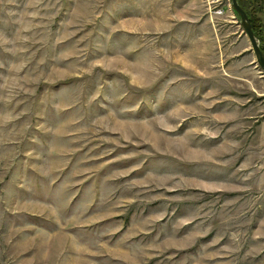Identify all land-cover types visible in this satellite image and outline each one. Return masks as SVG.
<instances>
[{
    "label": "rangeland",
    "instance_id": "obj_1",
    "mask_svg": "<svg viewBox=\"0 0 264 264\" xmlns=\"http://www.w3.org/2000/svg\"><path fill=\"white\" fill-rule=\"evenodd\" d=\"M0 264H264V72L231 0H0Z\"/></svg>",
    "mask_w": 264,
    "mask_h": 264
},
{
    "label": "water",
    "instance_id": "obj_2",
    "mask_svg": "<svg viewBox=\"0 0 264 264\" xmlns=\"http://www.w3.org/2000/svg\"><path fill=\"white\" fill-rule=\"evenodd\" d=\"M232 9L239 15L243 29L248 36L253 52L256 56L259 66L264 72V52L259 44V39L252 27L250 17L246 10L241 6L239 0H231Z\"/></svg>",
    "mask_w": 264,
    "mask_h": 264
},
{
    "label": "trees",
    "instance_id": "obj_3",
    "mask_svg": "<svg viewBox=\"0 0 264 264\" xmlns=\"http://www.w3.org/2000/svg\"><path fill=\"white\" fill-rule=\"evenodd\" d=\"M246 2H247V4H248V6H249V10L248 9H246V6H245V9H246V11H247V13H248V15H249V17H250V19H251V11H250V3H251V0H245ZM241 3V2H240ZM243 3H245L244 1H243ZM241 5H242V3H241ZM259 20V19H258Z\"/></svg>",
    "mask_w": 264,
    "mask_h": 264
},
{
    "label": "flooded vegetation",
    "instance_id": "obj_4",
    "mask_svg": "<svg viewBox=\"0 0 264 264\" xmlns=\"http://www.w3.org/2000/svg\"><path fill=\"white\" fill-rule=\"evenodd\" d=\"M250 21H251V19H250ZM251 24H252V27H253V29H254L255 33H256V36L258 37L259 35L257 34V32H256V27H255V25L253 24V22H252V21H251Z\"/></svg>",
    "mask_w": 264,
    "mask_h": 264
}]
</instances>
